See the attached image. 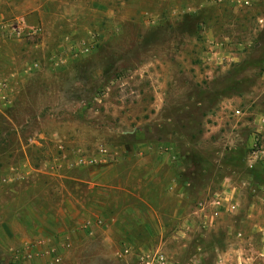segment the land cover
I'll list each match as a JSON object with an SVG mask.
<instances>
[{"label": "rangeland", "instance_id": "374dc122", "mask_svg": "<svg viewBox=\"0 0 264 264\" xmlns=\"http://www.w3.org/2000/svg\"><path fill=\"white\" fill-rule=\"evenodd\" d=\"M245 1L0 0V264H264Z\"/></svg>", "mask_w": 264, "mask_h": 264}, {"label": "built area", "instance_id": "2783aa9c", "mask_svg": "<svg viewBox=\"0 0 264 264\" xmlns=\"http://www.w3.org/2000/svg\"><path fill=\"white\" fill-rule=\"evenodd\" d=\"M248 1H249V0H246V1L244 2L245 5H248V4H249ZM236 114H238V112H236ZM154 264H167V263H166L164 257L161 256V255H159V256L155 257V262H154Z\"/></svg>", "mask_w": 264, "mask_h": 264}]
</instances>
